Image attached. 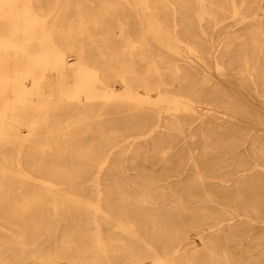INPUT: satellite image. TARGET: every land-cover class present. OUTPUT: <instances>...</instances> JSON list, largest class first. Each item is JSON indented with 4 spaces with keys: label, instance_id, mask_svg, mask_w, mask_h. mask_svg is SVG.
I'll return each instance as SVG.
<instances>
[{
    "label": "bare ground",
    "instance_id": "6f19581e",
    "mask_svg": "<svg viewBox=\"0 0 264 264\" xmlns=\"http://www.w3.org/2000/svg\"><path fill=\"white\" fill-rule=\"evenodd\" d=\"M236 83L264 106V0H0V264H253L264 110Z\"/></svg>",
    "mask_w": 264,
    "mask_h": 264
},
{
    "label": "rangeland",
    "instance_id": "374dc122",
    "mask_svg": "<svg viewBox=\"0 0 264 264\" xmlns=\"http://www.w3.org/2000/svg\"><path fill=\"white\" fill-rule=\"evenodd\" d=\"M261 11H262V9H259V13H261ZM227 29L229 30V29H231V27H228ZM221 36H223V34L218 36V37L221 38ZM180 45L182 47L181 52H182L183 57H188V58L193 59L197 65H199L201 68H203L204 70L209 72V74H211V76H213V78L215 80H217L218 82H221L223 84L227 83V81L225 80L226 79L225 76H223L221 73H219L218 70L214 69L213 67L207 66V64H205L201 59H199L193 53L188 51L184 42H181ZM23 61H26V59L24 58ZM57 79H58V76L50 75V81H53V80L55 81ZM65 81H67V83H69V79L66 80V78H65ZM115 85H116L115 88L119 89V87H120L119 83L116 82ZM236 88L239 90V92L241 93V96L244 100H246L249 103L254 104L256 107L264 110V106L256 98V96L253 92H250L248 89H246L245 87H243L237 83H236ZM102 107H101V109H102ZM202 107L204 109H201V112L205 111L207 108H210V106H206V105H202ZM209 112H210V109H209ZM117 115H118V112H116V108L114 107V105H112L111 112L103 114V118L101 120L106 121V122L110 121V120L117 121L116 120ZM108 118H110V119H108ZM113 123H115V122H113ZM261 126L262 125H257V127H259V128H262ZM256 130L257 129H252V132H256ZM258 132H261V130H258ZM129 139H130V137H128L126 140H124V142H126ZM120 143H122V141ZM200 146L201 145H199V147ZM174 178H176V176L170 177V179H174ZM257 182L258 181H257L256 177H252L251 180H249V181L245 180L244 184H251L252 190L249 187L246 188L247 190H245V199L244 200L245 201H248V200L254 201L256 208L261 210L264 208V206L261 203V200L264 198V194L257 190V188H256L257 184H258ZM240 217H242V215ZM260 224L261 223H254V225L257 226L256 228L253 226V223H252V229H250L248 227L249 231L245 232V234L242 238V247L240 248V251L238 252L239 255H241V254L244 255V253H245L244 244H245V242H246V240L250 234V238H251L250 244H252V249L254 252V255L252 256L253 264L255 262H256V264H264V261L262 260V255L260 254L259 248H258V244L261 242L259 234H262L264 232V230H261ZM262 225L264 226V224H262ZM205 229L208 230L207 228H205ZM200 241H201V239L199 238V235L196 233L195 228H190L186 234V237L184 240V246L197 245ZM232 248H234V247H232ZM238 254H237V256H238ZM139 264H151V263H150V260H143Z\"/></svg>",
    "mask_w": 264,
    "mask_h": 264
}]
</instances>
